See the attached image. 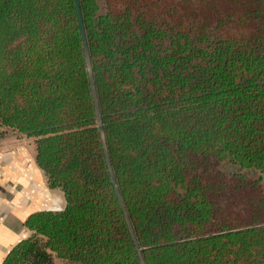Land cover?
<instances>
[{
  "label": "trees",
  "instance_id": "obj_1",
  "mask_svg": "<svg viewBox=\"0 0 264 264\" xmlns=\"http://www.w3.org/2000/svg\"><path fill=\"white\" fill-rule=\"evenodd\" d=\"M78 1L145 264H264V0ZM9 135L63 208L31 215L3 264H140L75 0H0Z\"/></svg>",
  "mask_w": 264,
  "mask_h": 264
},
{
  "label": "crops",
  "instance_id": "obj_2",
  "mask_svg": "<svg viewBox=\"0 0 264 264\" xmlns=\"http://www.w3.org/2000/svg\"><path fill=\"white\" fill-rule=\"evenodd\" d=\"M33 143L18 139L0 144V264L30 236L25 222L31 215L55 211L63 202L59 193L48 188Z\"/></svg>",
  "mask_w": 264,
  "mask_h": 264
},
{
  "label": "water",
  "instance_id": "obj_3",
  "mask_svg": "<svg viewBox=\"0 0 264 264\" xmlns=\"http://www.w3.org/2000/svg\"><path fill=\"white\" fill-rule=\"evenodd\" d=\"M75 2H76L77 10H78L79 23H80V26H81V33H82V39H83V44H84V51H85L87 68H88L90 82H91V90H92V95H93V100H94V105H95L97 124H98L99 132H100L101 138H102V143H103V147H104V151H105L107 165H108V168H109V173L111 175L112 183L114 185L116 195H117V197L119 199V203H120L121 209H122V211L124 213V217H125V220L127 222V225H128V228H129L133 243H134V245L136 247V251H137L138 256H139L140 264H145L143 256H142V253H141V249H140L139 244L137 242V239H136L135 233L133 231L129 216H128L127 212H126L123 200L121 198V195H120V192H119V189H118V186H117V182H116L115 176L113 174L111 163H110V160H109L108 151H107V147H106L104 128H103V123H102V116H101V111H100L99 102H98V96H97V90H96V87H95V82H94V77H93V71H92V65H91V60H90V55H89V49H88V46H87L86 36H85V32H84V27H83V21H82L79 1L75 0Z\"/></svg>",
  "mask_w": 264,
  "mask_h": 264
},
{
  "label": "rangeland",
  "instance_id": "obj_4",
  "mask_svg": "<svg viewBox=\"0 0 264 264\" xmlns=\"http://www.w3.org/2000/svg\"><path fill=\"white\" fill-rule=\"evenodd\" d=\"M18 139H23V138H18V137H15V136H7V137H5V138H3V139H0V144L3 142V141H5V140H8V141H17ZM27 141V140H26ZM32 141V140H31ZM33 142V141H32ZM34 144V143H33ZM32 144V145H33ZM225 169L227 170V171H229V172H233L234 170H235V168L234 167H232V166H226L225 167ZM253 178H255V179H261V183H262V186H263V189H264V175H262L261 173H259V172H256V171H251L250 173H249ZM61 196V195H60ZM61 198H62V196H61ZM63 201V200H62ZM62 208H63V202H61V203H59L58 204V206H55V212L57 211L58 212V210H62Z\"/></svg>",
  "mask_w": 264,
  "mask_h": 264
},
{
  "label": "built area",
  "instance_id": "obj_5",
  "mask_svg": "<svg viewBox=\"0 0 264 264\" xmlns=\"http://www.w3.org/2000/svg\"><path fill=\"white\" fill-rule=\"evenodd\" d=\"M58 211H60V210H58Z\"/></svg>",
  "mask_w": 264,
  "mask_h": 264
}]
</instances>
